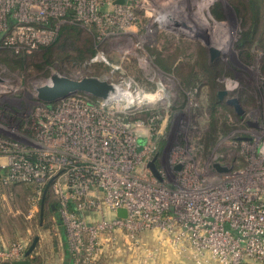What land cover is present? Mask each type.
I'll list each match as a JSON object with an SVG mask.
<instances>
[{
	"label": "rangeland",
	"instance_id": "rangeland-1",
	"mask_svg": "<svg viewBox=\"0 0 264 264\" xmlns=\"http://www.w3.org/2000/svg\"><path fill=\"white\" fill-rule=\"evenodd\" d=\"M10 3L0 6L2 25H9ZM217 4L220 20L212 14ZM128 5L122 33L97 44L93 64L75 62L67 49L40 69L44 59L29 52L28 64L20 67L17 61L28 53L3 47L6 27H0V135L14 129L13 136H26L24 123L37 106L36 87L49 83L53 74L95 76L123 88L111 99L118 109L156 108L153 123L162 156L181 147L207 176L216 163L232 171L246 169L248 156L264 153V44L239 45L244 25L230 0H131ZM263 26L264 21L257 38L264 39ZM211 48L217 50L214 55ZM0 223L4 246L24 242L29 247L39 237L33 264H55L65 247L70 251L51 184L39 189L0 179ZM100 245L93 264H221L205 250L196 255L200 252L190 242L174 243L157 228L134 235L104 233ZM244 264L264 261L248 258Z\"/></svg>",
	"mask_w": 264,
	"mask_h": 264
},
{
	"label": "built area",
	"instance_id": "built-area-1",
	"mask_svg": "<svg viewBox=\"0 0 264 264\" xmlns=\"http://www.w3.org/2000/svg\"><path fill=\"white\" fill-rule=\"evenodd\" d=\"M100 1L109 8L98 0H0L14 5L9 25L0 21L3 47L29 53L53 42L68 21L93 27L100 41L118 37L131 0ZM90 98L37 101L25 137L13 136L14 129L0 135V179L34 181L39 189L53 179L72 264L95 263L104 233L152 228L221 264L264 261V153L248 156L246 169L213 166L207 176L181 147L161 155L153 119L130 120L131 108ZM26 250L24 242L0 246V264L24 259Z\"/></svg>",
	"mask_w": 264,
	"mask_h": 264
},
{
	"label": "trees",
	"instance_id": "trees-1",
	"mask_svg": "<svg viewBox=\"0 0 264 264\" xmlns=\"http://www.w3.org/2000/svg\"><path fill=\"white\" fill-rule=\"evenodd\" d=\"M230 1L239 17L242 19L244 25V31L239 45H245L246 43H251L254 41L264 44L262 35L257 38L259 28H261L262 22L264 21V0ZM212 14L216 19H222V14L218 4L212 8ZM97 35L98 34L95 31L92 32L80 24L71 23L68 21L60 26L58 34L53 42L50 44L39 45L38 48L31 51L35 52V54L32 56L37 57V59H44L45 62L39 63V69L40 67L43 68L45 63H53L57 56L67 53V49L73 51L75 62L79 64L88 62L93 64L95 63L97 44L103 43L100 42V40L97 38ZM24 55V57L22 56L21 59L17 61L20 62V67H24V65L28 64V57H30V55L29 53ZM10 61L12 62L11 59H8V62ZM92 98L96 100V98ZM128 118L130 120L148 121L149 119H153V121H156L158 115L156 108L144 106L141 109H132L128 114ZM27 183H32L37 187L36 182L34 181ZM25 258H27L30 264H33L34 260L37 259V257L35 259L33 252Z\"/></svg>",
	"mask_w": 264,
	"mask_h": 264
},
{
	"label": "water",
	"instance_id": "water-1",
	"mask_svg": "<svg viewBox=\"0 0 264 264\" xmlns=\"http://www.w3.org/2000/svg\"><path fill=\"white\" fill-rule=\"evenodd\" d=\"M116 2L120 3L123 2V0H116ZM182 24L188 27L189 29L194 30V27L192 25H188L186 22L183 21ZM216 51L217 50L215 48H211L212 55H214ZM115 90L116 87L113 83H110L107 80L101 79L99 77L90 76L83 77L81 79H74L67 76H61L59 74H53L49 83L36 87V98L38 101L46 103H56L71 95L80 93L90 97H94L96 98V100L103 101L109 99L113 95ZM149 166L153 174L159 178L160 175L158 173L155 162L151 161L149 163ZM214 166L219 170L226 169L218 163L214 164ZM52 181L53 179L49 181L48 185L51 184ZM117 212L119 216H125V209L120 208ZM38 239V236L34 238L32 244L26 250V257L32 254L37 245ZM1 264H29V262L25 258L12 262L6 261Z\"/></svg>",
	"mask_w": 264,
	"mask_h": 264
},
{
	"label": "crops",
	"instance_id": "crops-1",
	"mask_svg": "<svg viewBox=\"0 0 264 264\" xmlns=\"http://www.w3.org/2000/svg\"><path fill=\"white\" fill-rule=\"evenodd\" d=\"M4 238H3V228H2V225L0 223V246H4ZM38 246H39V243L38 245H36L34 251H33V255L37 254L38 253ZM54 250L56 251L57 249L54 248ZM30 264V263H29ZM55 264H72V258H71V254H70V251L67 247H65V250H64V254L57 256V261L55 262Z\"/></svg>",
	"mask_w": 264,
	"mask_h": 264
},
{
	"label": "bare ground",
	"instance_id": "bare-ground-1",
	"mask_svg": "<svg viewBox=\"0 0 264 264\" xmlns=\"http://www.w3.org/2000/svg\"><path fill=\"white\" fill-rule=\"evenodd\" d=\"M122 89H123L122 87H120V86H116V90H115V92L113 93V95L111 96V98H114V95H116L115 93H117V92H121V93H122V92H123ZM120 97H121V96H120ZM115 99H116V98H115Z\"/></svg>",
	"mask_w": 264,
	"mask_h": 264
}]
</instances>
